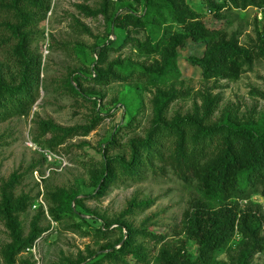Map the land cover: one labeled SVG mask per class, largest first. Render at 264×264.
Wrapping results in <instances>:
<instances>
[{
  "label": "trees",
  "instance_id": "trees-1",
  "mask_svg": "<svg viewBox=\"0 0 264 264\" xmlns=\"http://www.w3.org/2000/svg\"><path fill=\"white\" fill-rule=\"evenodd\" d=\"M19 1L33 4L44 12L49 10L46 0H12V6L0 0V13L13 9L21 19V24L7 22L4 25L19 37L18 45L8 52L16 58L19 70L8 80L0 68V122L29 116L38 101L41 83V62L28 51L32 32H21L23 24L32 23L34 17L19 9ZM86 1H96L99 7L92 9L81 5L79 10L87 17L102 15L110 27L108 43L95 49L98 60L94 62L96 78L93 81L109 85L136 80L156 86L152 99L154 118L151 129L143 140L131 144L129 159L124 156L109 158L103 152L101 161L84 164L89 185L94 188L91 195L103 196L109 186L120 178L135 180L145 173L164 174L169 169L183 184L193 188L199 197L191 201L183 214L180 235H184V239L166 241L165 236L148 230L139 231L129 224L118 222L115 224L122 234L118 240L119 248L115 245L103 246L102 254L96 256L90 253L87 258H80L72 264H99L103 257L119 258L122 264H151L143 246L133 247L138 234L161 244L153 264H252L256 254L264 253L263 218L252 206L243 208L240 202L248 201L254 195L264 198V118L259 122L242 123L228 113L223 122L210 125L208 123L218 108L219 99L208 92L199 93L202 105H195L193 114L177 116L171 121L166 119L165 114L173 102L191 95L190 91L179 90L171 82L177 76L180 51L188 43L204 44L201 55L186 58L190 66L200 71L203 80L238 81L257 59L264 60V25L257 32V41L250 47L240 43V35L236 32L208 26L201 13L186 0H141L140 13L131 9L124 13L111 12L112 0ZM205 2L208 10L220 20L226 8L262 9L264 17V0ZM76 26L90 34L89 28L81 22L77 21ZM120 40V47L117 48ZM124 45H131L150 62L139 64L119 58L109 62V52ZM82 80H87V77L72 76L68 86L74 94L85 97V93L80 92ZM167 82L171 84L159 87V84ZM38 127L42 136L51 133L52 138L46 144L40 145L38 139L34 142L51 151H56L66 140L77 135L76 130H63L52 122L39 121ZM92 129H85L83 134L87 135ZM113 142L114 138L110 143ZM19 182L20 177L13 174L0 186V220L10 237V242L0 250L4 264H16L17 257L32 249L45 232L40 225L44 215L40 208L30 224L29 233L25 234L20 215L33 205L34 200L26 194L16 196ZM83 199L66 190L49 189L45 193L52 220L61 222L78 218L81 223L74 224L78 230H82L84 224L88 225L85 216L76 210V207L83 206ZM148 205L132 200L124 214ZM94 219L103 222L101 227L94 228L97 234L105 235L115 225L103 218ZM237 238L239 242L234 255L226 261H218L217 253L231 247ZM189 242L197 248L194 255L189 252Z\"/></svg>",
  "mask_w": 264,
  "mask_h": 264
},
{
  "label": "rangeland",
  "instance_id": "rangeland-1",
  "mask_svg": "<svg viewBox=\"0 0 264 264\" xmlns=\"http://www.w3.org/2000/svg\"><path fill=\"white\" fill-rule=\"evenodd\" d=\"M2 1L8 6L13 5L12 0ZM186 1L201 13L204 23L211 28H223L239 34L242 45H254L257 32L264 25L260 9L226 8L220 20L208 10L205 0ZM46 2L49 5L47 12L24 1L18 3L19 9L34 17L32 23L26 21L23 24L21 32L31 30L28 51L41 62L38 101L29 116L0 122V186L15 174L20 177L15 189L16 196L26 194L34 200L33 205L20 215L25 234L29 233L30 224L40 208L44 212L40 225L45 232L32 250H26L17 257L16 264H72L80 258H87L90 253L96 256L102 254L103 246L115 245L119 248L118 240L122 234L117 230L118 225L115 223L118 222L129 224L139 231L148 230L155 235L165 236L166 241L184 239V235H180L183 214L191 201L199 196L169 169L164 174L145 173L135 180L120 178L109 186L103 196L91 195L94 188L89 185L88 171L84 164L101 161L103 152L109 158L124 156L129 159L131 144L143 140L151 129L154 118L152 99L156 86L136 80L109 85H99L93 81L96 78L94 62L98 60L95 49L108 43L110 27L102 15L87 17L79 10V6L97 9L98 2ZM128 9L140 13L141 0H112L111 12L124 13ZM77 21L87 26L90 34L82 32L76 26ZM7 22L21 24L15 10L5 9L0 13V68L9 80L19 70L16 58L8 54L18 45L19 37L5 28ZM120 44L121 40L116 47H120ZM203 51V43L192 42L180 51L177 76L171 82L179 90L190 91L191 95L173 102L165 114L166 119L171 121L177 116L193 114L194 106L202 105L198 96L201 92H208L219 99L218 108L208 123L210 125L223 122L228 113L231 118L235 117L242 123L259 122L264 118V60L257 59L238 81H205L200 71L186 61L187 57L199 56ZM117 58L139 64L150 62L149 58L141 56L131 45L109 52V62ZM75 75L87 77V80L81 81L80 89L85 97L74 94L68 86L69 78ZM169 84H159V87H167ZM39 121L52 122L63 130H76L77 135L66 140L56 151H51L48 147L40 146L46 144L52 134L42 136ZM87 128L93 129L84 135ZM112 138L114 142L110 143ZM35 139L39 140L40 145L34 142ZM49 189L66 190L69 194H78L79 198H84L83 206L76 207V210L85 216L88 225L84 224L83 229L78 230L74 228V224L81 223L78 218L53 221L45 200V193ZM132 200L149 205L125 215L126 207ZM240 205L243 208L252 206L262 216L264 224L263 197L254 195L248 201H241ZM95 217L115 225L105 235L97 234L94 228L101 227L103 222ZM9 242L8 231L0 220V250ZM238 242L239 238L231 247L219 251L216 259L228 260L234 255ZM140 245L153 264L161 244L138 234L133 247ZM188 249L192 255L197 251L192 242L188 243ZM0 264H4L1 255ZM99 264H122V261L119 258L103 257ZM252 264H264V253L256 254Z\"/></svg>",
  "mask_w": 264,
  "mask_h": 264
},
{
  "label": "built area",
  "instance_id": "built-area-1",
  "mask_svg": "<svg viewBox=\"0 0 264 264\" xmlns=\"http://www.w3.org/2000/svg\"><path fill=\"white\" fill-rule=\"evenodd\" d=\"M261 11L263 12V10H262V9H260V12H261ZM30 250H32V249H30ZM37 261H38V260H37ZM37 264H38V263H37Z\"/></svg>",
  "mask_w": 264,
  "mask_h": 264
}]
</instances>
